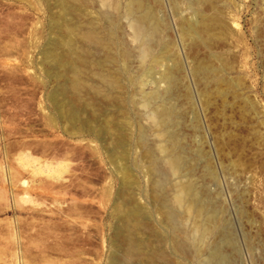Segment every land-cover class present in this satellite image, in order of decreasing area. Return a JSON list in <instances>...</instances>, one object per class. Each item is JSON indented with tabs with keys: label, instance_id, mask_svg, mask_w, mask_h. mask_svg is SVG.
Masks as SVG:
<instances>
[{
	"label": "rangeland",
	"instance_id": "1",
	"mask_svg": "<svg viewBox=\"0 0 264 264\" xmlns=\"http://www.w3.org/2000/svg\"><path fill=\"white\" fill-rule=\"evenodd\" d=\"M64 1L68 15L59 0H0V264H211L216 248L226 264H264V0H140L157 27L137 39L136 0ZM63 33L81 60L73 123L45 59ZM162 63L177 67L168 150L152 115L165 98L147 101ZM181 149L215 207L203 236L206 217L170 222L160 205H175L181 176L166 167Z\"/></svg>",
	"mask_w": 264,
	"mask_h": 264
},
{
	"label": "bare ground",
	"instance_id": "2",
	"mask_svg": "<svg viewBox=\"0 0 264 264\" xmlns=\"http://www.w3.org/2000/svg\"><path fill=\"white\" fill-rule=\"evenodd\" d=\"M135 3L137 4V7H133V6L131 7L130 6L131 8L129 7L128 12H129V14L140 13L139 18H137L136 20L132 19L134 21V22L132 21V24H133L132 27L134 30V38L137 39V37L139 36V34L142 32L143 29H146L147 27L155 29V27H157V24H156L157 22L155 20L153 12L149 9H145V7H142L140 0H136ZM58 6L62 9L61 11L63 13H65V15L66 14L68 15L70 9H69V7L66 6V3L64 0H59ZM129 14L127 13V15H129ZM106 19H107V22L113 28L114 23L110 19H108V17ZM63 21H65V20H63ZM62 23L65 25L64 22H62ZM62 23H60L59 25H61ZM57 25H58V23H57ZM59 33H61V31ZM71 40L72 39H71L69 33L60 34L59 39L57 40V42L55 44V47L47 52L45 59L48 60V62H49L48 66L50 65L49 67H50L51 72H53V74L56 75L58 78L63 79L62 82L60 83L59 88H58L57 93H56L59 96L58 98H60V96H61L62 99L61 98H60L61 100L56 99L55 102L57 100H59L57 102V104H58V107L60 109L59 111H60L62 118H64L65 120H67L70 123H73V122H76L79 120V112L75 108L67 109L66 103L68 101L66 98V92H67V90L70 91L71 96H72L71 98L77 99L78 91H79V89L82 88V82L80 81V78H79L80 77L79 64L81 63V60L78 58L74 59L71 57V47H72L71 46L72 45ZM117 40H120L119 42H121V39H116V41ZM145 52L149 53V49L146 48V50L143 51L142 53H145ZM159 61H161V60H159ZM156 65H159V64H156ZM162 67H163V69L161 70L160 73H158L159 79L156 81L157 83L154 86L155 88H154L153 92H150L151 95L149 94L150 95L149 98L147 97V101L153 100V99H158L161 97L165 98V101H164L163 105H161L160 109L157 111L155 110L154 114H152V115H154L156 120H158L160 122V124L162 126H164V132L168 137V144L166 145V147H164V150H168L169 147L176 146V142L178 139V136L176 134L177 132L174 130L177 128V121H176L177 117H176V114L174 111V105H173L174 103L172 102L173 101V90H174V85H175V79H174L173 72L176 71L177 67L175 66L173 69L165 68V66H163V63H162ZM66 73L72 74V78L69 80H66L65 79ZM161 84H163L165 86V88L161 89L159 87ZM140 133L141 134L139 137H140V142L142 143L143 142V133H142V131ZM122 143H123V140L121 137H119L116 144L121 145ZM121 147H119V148H121ZM119 148H117V149H119ZM116 152H118V151L116 150ZM184 153H185V151L183 152V149H181V153L178 154L177 156L170 155V157H169L170 159L168 160L167 167H166L167 173L172 174L174 172H179L180 176H181V180H180L181 182L177 186L175 195L173 197L174 203L178 209L175 208L176 206L174 204H173L174 207H172L173 205L172 206L169 205V206H171V207H169L168 204L166 203V200L163 198L160 199V201H161L160 205L164 208H167V210L165 212V214H166L165 217L170 222H173L175 219H177V216H178L177 210H182L186 214L190 213V212H195V213H197V215H199V219H200V216L202 218L206 217L207 220L204 218L205 222L202 219V221L199 222L200 224L197 225L198 230H200L202 232V236H203L204 233L209 230L208 223L211 221V219H213L215 207H214V205L209 203L208 198L204 195V192L202 193V191L198 190V189H200V188H197L198 184H197V186L193 185V184H195V182L191 180L192 177H191V179L189 178L190 176H192L191 172L189 171V170H191L189 168V167H191V166H189V163H191L192 157L189 155L191 158H188L189 153H186L188 157L184 156ZM118 154H116L115 156L120 158L121 154L120 155H118ZM193 154L195 155V153H193ZM193 154H191V155H193ZM196 155H197V153H196ZM115 159H116V157H115ZM121 159L122 158H120V160ZM193 161H195V159ZM117 162H118V160H117ZM192 163H194V162H192ZM153 166H154V164H153ZM156 166L157 165L155 163V167ZM152 169H153V167H152ZM156 169H157V167H156ZM156 169L155 170L153 169V170L156 171ZM122 176H123V188H122V190L124 191V189L127 188L129 183H130V176L126 170H122ZM188 179H190L191 182H193V184L191 182H189L190 180H188ZM160 183H161V181H160ZM173 208H175V210ZM182 211H181V213H182ZM139 217H140V210L138 208H131L123 216L125 225L123 226V228L121 227V232H124L126 234V236L124 237V241L126 242V245L128 246L129 249L135 248V244L132 242L131 236H130L131 234H130L129 222L133 221V220H138ZM224 240L227 242V244L228 243L231 244L233 239L229 235L225 234ZM210 252L211 253L209 255H211V259H209L208 262L211 260V262H212V263L210 262L211 264H226L227 263L226 258L217 250V248L212 249Z\"/></svg>",
	"mask_w": 264,
	"mask_h": 264
}]
</instances>
